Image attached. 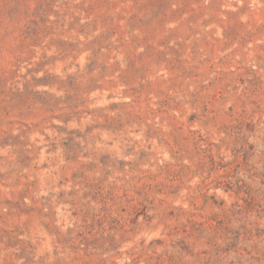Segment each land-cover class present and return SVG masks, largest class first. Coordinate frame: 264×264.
I'll use <instances>...</instances> for the list:
<instances>
[{
  "label": "rangeland",
  "instance_id": "obj_1",
  "mask_svg": "<svg viewBox=\"0 0 264 264\" xmlns=\"http://www.w3.org/2000/svg\"><path fill=\"white\" fill-rule=\"evenodd\" d=\"M0 264H264V0H0Z\"/></svg>",
  "mask_w": 264,
  "mask_h": 264
}]
</instances>
